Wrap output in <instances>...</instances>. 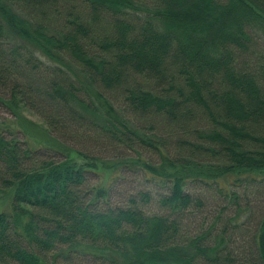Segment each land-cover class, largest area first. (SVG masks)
Returning <instances> with one entry per match:
<instances>
[{
  "label": "trees",
  "instance_id": "obj_1",
  "mask_svg": "<svg viewBox=\"0 0 264 264\" xmlns=\"http://www.w3.org/2000/svg\"><path fill=\"white\" fill-rule=\"evenodd\" d=\"M7 192L0 264H264V0H0Z\"/></svg>",
  "mask_w": 264,
  "mask_h": 264
},
{
  "label": "rangeland",
  "instance_id": "obj_2",
  "mask_svg": "<svg viewBox=\"0 0 264 264\" xmlns=\"http://www.w3.org/2000/svg\"><path fill=\"white\" fill-rule=\"evenodd\" d=\"M22 113L30 121H33V122L40 124V125H43L42 119L40 117H38L36 114L29 112L26 109H22ZM2 116L10 118V116L5 114V113H2ZM11 198H12L11 192H9V193L7 192L6 194L1 195V197H0V211H3V210L8 208L10 201H11Z\"/></svg>",
  "mask_w": 264,
  "mask_h": 264
}]
</instances>
